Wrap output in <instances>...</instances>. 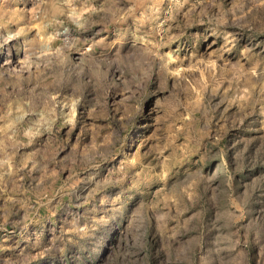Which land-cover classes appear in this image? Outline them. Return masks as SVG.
I'll return each instance as SVG.
<instances>
[{
    "label": "rangeland",
    "instance_id": "374dc122",
    "mask_svg": "<svg viewBox=\"0 0 264 264\" xmlns=\"http://www.w3.org/2000/svg\"><path fill=\"white\" fill-rule=\"evenodd\" d=\"M0 264H264V0H0Z\"/></svg>",
    "mask_w": 264,
    "mask_h": 264
}]
</instances>
